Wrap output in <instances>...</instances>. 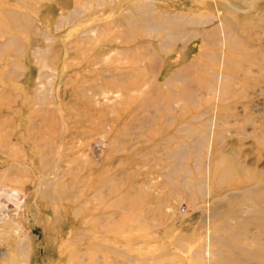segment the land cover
Segmentation results:
<instances>
[{"label": "rangeland", "instance_id": "obj_1", "mask_svg": "<svg viewBox=\"0 0 264 264\" xmlns=\"http://www.w3.org/2000/svg\"><path fill=\"white\" fill-rule=\"evenodd\" d=\"M0 264H264V0H0Z\"/></svg>", "mask_w": 264, "mask_h": 264}, {"label": "bare ground", "instance_id": "obj_2", "mask_svg": "<svg viewBox=\"0 0 264 264\" xmlns=\"http://www.w3.org/2000/svg\"><path fill=\"white\" fill-rule=\"evenodd\" d=\"M151 26H153V25H151ZM152 28H153V27H152ZM174 31H176V29H175ZM175 34H176V32H175ZM185 77H186V76H185V75L183 76L182 74H179V75L176 76V78L179 79V80H181V82H183V83H184L183 79H184ZM185 79H186V78H185ZM216 79H217V78H216ZM218 80H221V83H224V82H223L224 78L222 79V78L219 76V77H218ZM218 80L216 81L217 83L219 82ZM186 81H187V80H186ZM215 85H216V84H215ZM217 89H218V88H217ZM39 114H40V113H39ZM34 117H35V116H34ZM34 117H33V118H34ZM44 117H45V116H44ZM47 117H48V116H46V119H47ZM46 119H44V120H46ZM41 120H42V119H41ZM41 120H40V121H41ZM54 120H55V119H54ZM46 121H48V119H47ZM61 122H62V121H61ZM63 122H64V121H63ZM63 122H62V123H63ZM47 123H49V122H47ZM64 123H65V122H64ZM64 125H65V124H64ZM41 126H42V125H41ZM46 126H47V125H46ZM62 126H63V125H62ZM65 126H66V125H65ZM43 127H44V126H43ZM47 127H48V126H47ZM66 127H67V126H66ZM39 129H41V127L38 128V130H39ZM46 129H47V128H46ZM62 129H63V128H62ZM31 130H32V128H31ZM38 130H37V131H38ZM47 130H49V129H47ZM65 130H66V129H65ZM42 131H45V130H42ZM34 132H35V131H34ZM34 132L32 133V135L35 136ZM38 132H39V131H38ZM35 133H37V132H35ZM49 133H50V132H49ZM29 134H30V133H29ZM41 134H42V133H41ZM64 134H65V133H64ZM64 134H63V135H64ZM36 135H38V134H36ZM38 136H39V135H38ZM36 137H37V136H36ZM48 137H49V136H48ZM38 138H41V137H38ZM66 138H67V137H66ZM50 139H51V138H50ZM44 140H46V139H44ZM38 141H40V140H38ZM34 142H35V141H34ZM46 143H47V142H46ZM49 145H50V144H49ZM61 146H62V145H61ZM43 147H44V146H43ZM43 147H42V148H43ZM46 148H48V147H46ZM58 148H59V147H58ZM60 149H61V148H60ZM47 152H48V151H47ZM47 152H46V153H47ZM50 152H51V151H50ZM52 152H54V151H52ZM48 154H49V153H48ZM48 154H47V155H48ZM51 154H52V153H51ZM40 155H41V154H40ZM53 155H54V153H53ZM58 155H60V153H59ZM42 156H43V155H42ZM48 156L50 157V155H48ZM48 156H47V157H48ZM64 156H65V155H64ZM43 157H44V156H43ZM45 157H46V156H45ZM40 158H41V157H40ZM41 159H42V158H41ZM51 159H52V158H51ZM58 159H59V158H58ZM47 160H48V158H47ZM47 160H45V162H46ZM49 160H50V159H49ZM41 162H44V160L41 161ZM57 162H58V161H57ZM42 164H43V163H42ZM46 164H47V163H46ZM46 164H44V165H46ZM55 166H56V165H55ZM43 167H44V166H43ZM45 168H46V167H45ZM54 168H55V167H54ZM51 169H52V168H51ZM67 172H68V171H67ZM69 172H70V171H69ZM50 173H51V172H50ZM63 173H64V172H63ZM56 174H57V173H56ZM56 174H55V175H56ZM65 174H66V173H65ZM214 174L216 175V173H214ZM57 177H58V176H57ZM57 177H56V178H57ZM59 178H60V177H59ZM214 178H215V177H212L213 180H214ZM57 179H58V178H57ZM62 179H63V178H62ZM58 180H59V179H58ZM213 180H212V181H213ZM49 182H50V181H49ZM213 186L215 187V189H217V186H215V184H213ZM50 197H51V196H50ZM65 201H66V200H65ZM238 206H239V205H238ZM240 206H241V205H240Z\"/></svg>", "mask_w": 264, "mask_h": 264}]
</instances>
